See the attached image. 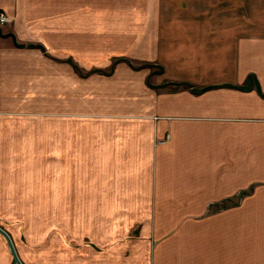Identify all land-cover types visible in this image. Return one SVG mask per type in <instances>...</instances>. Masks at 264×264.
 I'll list each match as a JSON object with an SVG mask.
<instances>
[{
    "label": "crops",
    "instance_id": "0c3cea01",
    "mask_svg": "<svg viewBox=\"0 0 264 264\" xmlns=\"http://www.w3.org/2000/svg\"><path fill=\"white\" fill-rule=\"evenodd\" d=\"M0 11V227L23 264H264V0ZM89 25L98 64L73 54Z\"/></svg>",
    "mask_w": 264,
    "mask_h": 264
},
{
    "label": "rangeland",
    "instance_id": "374dc122",
    "mask_svg": "<svg viewBox=\"0 0 264 264\" xmlns=\"http://www.w3.org/2000/svg\"><path fill=\"white\" fill-rule=\"evenodd\" d=\"M74 11L80 12V10H72V15H75ZM155 11L156 10L154 9L153 10V18H154V15H155ZM105 12L107 13L108 10H105ZM104 20H106V17L104 18ZM74 26H76V25H73V27ZM82 36H83V38L85 37V39H84L85 41H83V42H80L81 36L78 37V38L73 39V54H76V53L83 54L84 55L83 57H84L85 60H83L82 62L84 64H89L90 65L93 62L97 63V64L100 63V62H98L99 60H96V59L92 60V58H93L92 56H94V52H96V46H98L97 45L98 44V41H97V39H98L97 36L98 35H97V32H96V26L93 25V27H92V25H89L88 26V33L84 34ZM76 39H78V40H76ZM106 42H107L106 44H109V46H111V44L113 46L114 43H115L114 45H117V44H119L122 41H120V42H118V41L117 42H112V40H110V41H106ZM142 64L143 65L152 66V70L153 71H161L163 69L162 66L158 65V60L156 62V59H150V60L149 59H147V60L145 59ZM96 203L99 204L100 202H96ZM96 203L95 202H89V204H90L89 208L92 207V209L95 210L96 209V206H95Z\"/></svg>",
    "mask_w": 264,
    "mask_h": 264
},
{
    "label": "water",
    "instance_id": "95a60500",
    "mask_svg": "<svg viewBox=\"0 0 264 264\" xmlns=\"http://www.w3.org/2000/svg\"><path fill=\"white\" fill-rule=\"evenodd\" d=\"M10 35L14 38V35H13V34H10ZM14 41H15V40H14ZM20 45H21V44H20ZM0 232L5 236V238H6L7 242H8V246H9V248H10L12 254H13V257H14V264H23V263L20 261V259L18 258L17 254H16V252H15V249H14V247H13V244H12V242H11V239H10L8 233H7L3 228H1V227H0Z\"/></svg>",
    "mask_w": 264,
    "mask_h": 264
},
{
    "label": "built area",
    "instance_id": "2783aa9c",
    "mask_svg": "<svg viewBox=\"0 0 264 264\" xmlns=\"http://www.w3.org/2000/svg\"><path fill=\"white\" fill-rule=\"evenodd\" d=\"M11 18L5 12L0 11V26L10 22Z\"/></svg>",
    "mask_w": 264,
    "mask_h": 264
}]
</instances>
